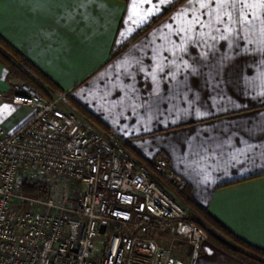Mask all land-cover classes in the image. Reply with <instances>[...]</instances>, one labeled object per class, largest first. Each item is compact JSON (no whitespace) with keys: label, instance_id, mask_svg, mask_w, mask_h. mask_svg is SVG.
I'll return each mask as SVG.
<instances>
[{"label":"crops","instance_id":"1","mask_svg":"<svg viewBox=\"0 0 264 264\" xmlns=\"http://www.w3.org/2000/svg\"><path fill=\"white\" fill-rule=\"evenodd\" d=\"M0 34L194 198L264 248V0H0ZM0 124L34 113L10 97ZM190 264H247L206 241Z\"/></svg>","mask_w":264,"mask_h":264},{"label":"built area","instance_id":"2","mask_svg":"<svg viewBox=\"0 0 264 264\" xmlns=\"http://www.w3.org/2000/svg\"><path fill=\"white\" fill-rule=\"evenodd\" d=\"M50 93L19 83L10 100L34 113L13 132L0 124V264H190L157 237L166 229L194 254L209 240L208 229L156 176L175 189L188 186L169 156L152 159L155 174L123 148L126 140L67 104L66 92ZM22 169L76 181L75 204L66 184L17 196Z\"/></svg>","mask_w":264,"mask_h":264},{"label":"trees","instance_id":"3","mask_svg":"<svg viewBox=\"0 0 264 264\" xmlns=\"http://www.w3.org/2000/svg\"><path fill=\"white\" fill-rule=\"evenodd\" d=\"M0 64L7 69V78L9 80L13 78L22 79L24 82L26 81L35 85L36 88L41 89L37 84L39 81L46 84L51 90L57 93H65L57 83L37 67L18 48L10 43L2 34H0ZM66 98L73 108L79 110L82 114L98 123L103 129L109 130L91 110L68 94H66ZM122 146L128 153L136 157L140 163L144 164L155 173L152 159L144 157L137 148L129 142H122ZM156 176L171 187L178 197L192 210L194 217H190V219L197 221L204 228H212L209 232V239L211 242L247 264H264V248L245 240L216 219L209 212L207 207L194 198L188 187L181 190L175 189L168 182L163 180L161 176L157 174ZM23 191V194L29 197L45 194L46 192L45 188L38 183H26L23 186Z\"/></svg>","mask_w":264,"mask_h":264},{"label":"rangeland","instance_id":"4","mask_svg":"<svg viewBox=\"0 0 264 264\" xmlns=\"http://www.w3.org/2000/svg\"><path fill=\"white\" fill-rule=\"evenodd\" d=\"M21 82H24V80L18 79V83H21ZM37 84L41 88V89L38 88V90H40L41 92H43L45 94H49V92L57 93L56 91L51 90L46 84H44L42 82L38 81ZM65 102L70 105L67 98H66ZM26 183H29V184L38 183V184L42 185L44 188H46V190H49L52 187L57 188V187H59L60 184H66L70 190V203L72 205L75 204L77 196H78L80 189H81L80 185L76 181H74L70 178H67V177H65V176H63V175H61L55 171L22 169V170H20V172L18 174L17 190H16L17 196L20 195L21 193L22 194L24 193L23 186ZM15 199H16L15 202L17 205H20L21 207H25V208H33V207H31V205H23L22 203H20L18 200L19 199L18 197H16ZM210 230H212V228L208 227V232H210ZM157 235H158L157 237L161 240V242H163L164 244L172 245L175 248L174 249L175 252L181 258H183L185 256V253L187 252V247H186L187 243L183 239L176 238L170 231H168L166 229H160V231L158 230ZM209 235H210V233H209ZM184 261H186V260H184Z\"/></svg>","mask_w":264,"mask_h":264},{"label":"water","instance_id":"5","mask_svg":"<svg viewBox=\"0 0 264 264\" xmlns=\"http://www.w3.org/2000/svg\"><path fill=\"white\" fill-rule=\"evenodd\" d=\"M104 230H105V225L103 224V225H101V227H100V231L103 233Z\"/></svg>","mask_w":264,"mask_h":264}]
</instances>
